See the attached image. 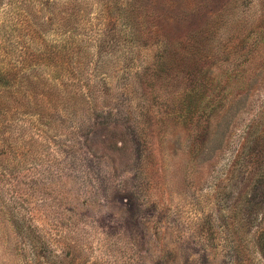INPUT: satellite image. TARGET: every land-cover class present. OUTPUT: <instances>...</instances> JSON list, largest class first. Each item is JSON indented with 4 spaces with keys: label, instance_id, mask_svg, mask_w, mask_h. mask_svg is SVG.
<instances>
[{
    "label": "rangeland",
    "instance_id": "374dc122",
    "mask_svg": "<svg viewBox=\"0 0 264 264\" xmlns=\"http://www.w3.org/2000/svg\"><path fill=\"white\" fill-rule=\"evenodd\" d=\"M110 1L0 0V264H264V0Z\"/></svg>",
    "mask_w": 264,
    "mask_h": 264
},
{
    "label": "trees",
    "instance_id": "16d2710c",
    "mask_svg": "<svg viewBox=\"0 0 264 264\" xmlns=\"http://www.w3.org/2000/svg\"><path fill=\"white\" fill-rule=\"evenodd\" d=\"M141 0H112L110 2H106L103 3L101 2L100 4L103 6L102 10L103 11H110L112 14L115 13L116 11V15L118 14V18H120V20H122L126 25H129L130 27V32L134 35H137L135 33V28L132 24H135V22L132 23L133 21V13L134 10H136L137 4L140 2ZM194 2V1H193ZM192 2V4H193ZM171 4V2H170ZM140 8H142L141 4H138ZM177 8V3L175 4H171L170 8L172 10ZM157 26V25H156ZM106 30L105 32L102 34L101 40H100V47L103 48V50L105 51V48H107V45H113L114 44V40L111 37V33L108 32L109 29V24H107L106 26ZM156 30H158L157 32L154 33L155 36H159L161 38L159 47H161L163 44L169 43L171 40L168 37V35L166 33L163 32V28L162 27H158ZM153 31H151L150 33H148L149 36H151ZM114 35V34H113ZM119 37V36H118ZM140 39L138 40V37L135 38L132 42L133 44L137 43L140 44ZM130 42V43H132ZM104 46V47H103ZM138 46V45H137ZM9 71H0V90L3 89H9L10 87H12V85H14L16 82V80H14L13 77H11V75L9 74ZM7 104V106H6ZM5 107H8V109H10V104L9 102H6L4 97H2V95L0 96V117L2 116V110L5 109Z\"/></svg>",
    "mask_w": 264,
    "mask_h": 264
}]
</instances>
